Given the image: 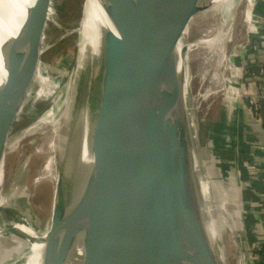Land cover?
Returning a JSON list of instances; mask_svg holds the SVG:
<instances>
[{
    "label": "water",
    "instance_id": "obj_1",
    "mask_svg": "<svg viewBox=\"0 0 264 264\" xmlns=\"http://www.w3.org/2000/svg\"><path fill=\"white\" fill-rule=\"evenodd\" d=\"M215 1L98 0L113 30L101 32L102 66L84 91L83 118L74 126L80 137L56 182L40 264H218L192 158L188 71L194 52L203 51L195 75L204 80L248 0L217 9ZM52 4L36 0L4 52L0 219L14 214L3 201L6 158L41 63ZM211 14L219 16L213 35L191 43L193 22ZM242 108L264 145V129Z\"/></svg>",
    "mask_w": 264,
    "mask_h": 264
},
{
    "label": "rangeland",
    "instance_id": "obj_2",
    "mask_svg": "<svg viewBox=\"0 0 264 264\" xmlns=\"http://www.w3.org/2000/svg\"><path fill=\"white\" fill-rule=\"evenodd\" d=\"M85 1L53 0V11L49 13L51 16L49 17L44 35L42 44L43 53L38 73L20 114L16 131L8 150L3 201L6 200L4 201L5 207L9 210H14V214L8 216L5 213L4 215L10 219L9 221L12 224L15 223L14 220H19V222L21 221L37 234V238L34 239L16 232V235L21 239L19 244L22 248L27 243L41 241L42 236L49 229L56 182L58 177L64 174V172L67 173L65 157V161L61 166L55 163L57 154L52 147L54 141L52 127L63 116L64 111L67 112L65 120L70 123V126H75L76 121L80 120L81 117L83 118L84 108L82 100L84 91L91 81L95 80L99 71V68L93 71V77L88 81L86 89L80 85V75L76 76L79 59L78 30L83 16ZM240 1L235 0L234 7ZM254 2L255 0H252L249 6L248 1L244 15L238 17L233 28L228 32L227 35L229 36L224 41L216 60L209 65V71L204 80L199 79L198 75H195L198 74L203 65L202 60L200 61L196 58L197 53L201 50L197 49L198 51L194 52L193 57L196 59L192 61L193 57L191 58L188 71L191 76L193 75L192 92L195 100L192 117L194 111L198 108L196 121L198 122V129L200 131L198 144L195 149V154L198 155L196 168L203 177L204 186L209 193L208 198H205L201 192L202 208L205 217L208 220H213L216 227L220 229L221 236L215 240V243L220 250L226 249L229 264H259L257 262L259 259L256 256L257 250L253 248L252 238L246 224L247 211L242 203V194L239 192L237 194L236 188H234V185L237 187L235 182L240 171L232 169L231 162H228L222 154V149L229 148L230 143L226 139L222 142L221 138H217V135H215L217 126L223 124V121L227 125V122H229L227 118L234 116V112L230 111L229 105L233 99L235 100V97L237 98V93L233 94L235 91L231 87H233V80L238 79V76L234 78L236 74L228 72L224 78L226 81L223 82L219 79L221 78L220 72L224 67L234 69L237 57L243 56L246 53L243 50V46L246 41L245 22L246 20L249 21L247 17H252L253 27L255 28L257 26L256 20L261 19L259 14L264 12V0H257L258 7L251 14L250 11L252 6H254ZM218 22V14H211L202 19H196L192 24L189 36L191 43H196L203 38V35L212 36ZM248 31L250 33L249 29ZM251 39L250 37V42ZM211 70L214 72L211 75L212 80L210 83L212 85L208 84L202 89ZM229 80H231L229 83L230 87L229 84H226ZM219 84L222 86V90L217 89ZM229 89L232 91L231 93H229ZM66 98H70L73 101L71 108ZM239 100L241 102L243 96ZM230 107L237 110L240 108L239 102L238 104L233 102ZM58 109H61V114L53 116L47 122L43 121L50 112ZM75 131H79L77 125L74 133ZM247 143L244 142V144ZM200 152L204 156H207V160L205 157L204 159L202 158ZM52 160L53 164H50V167L47 168ZM77 179L78 177L74 176V181H77ZM214 187H216L220 199V207L217 204L218 197L216 196ZM234 191L235 204L236 206L238 203L240 204L238 207L240 208L238 211L240 215L235 214L236 207L230 204L229 201ZM50 199L51 201H49ZM234 214L236 215V219L234 218ZM4 215L0 219V228L3 225ZM235 220L237 223H235ZM21 254L22 252L16 250L14 254H11L6 259L4 264H21Z\"/></svg>",
    "mask_w": 264,
    "mask_h": 264
},
{
    "label": "bare ground",
    "instance_id": "obj_3",
    "mask_svg": "<svg viewBox=\"0 0 264 264\" xmlns=\"http://www.w3.org/2000/svg\"><path fill=\"white\" fill-rule=\"evenodd\" d=\"M35 1L36 0H0V85L3 84L7 78V70H6V65L4 62V52H5V50H7L9 45H11V43L17 38V36H18V34H19V32H20V30H21V28H22V26L26 20L27 12L29 9H31L33 7V5L35 4ZM234 1L235 0H216L214 3L215 9H217L219 7V4L221 5L220 2H223L224 5H226V4H229L230 2H232V4H233ZM248 1H249V6H250L252 0H248ZM247 19H250V16H248ZM106 30H113V26H112L110 20L108 19L107 15L105 14L104 10L102 9L98 0H86L85 4H84V8H83V16H82V20L80 23V28L78 30V32H79V59H78L77 74H76L77 77L80 75V78H81L80 85L85 87L84 89H86V86L88 85V81L93 77V74H92L93 71L97 68H101V66H102V61H101V57L99 54V46H100V42H101V32L106 31ZM227 36H229V35H227ZM180 67L181 68L183 67V61L180 62ZM235 67L237 68L236 63H235ZM221 68H223V67H221ZM228 72L233 73V69H230L228 67H226V68L224 67L222 69V71L220 72L221 78H219V79H221V81L225 82L226 80L224 78L226 77ZM213 74H214V72H213V70H211L209 73L208 79L204 83V86L202 87V89H204L208 84L212 85V83H210V82L212 80L211 75H213ZM234 78H237V76ZM229 82H231V81L230 80L227 81L226 84H229ZM217 89L222 90V86L219 84ZM206 93H207V91H206ZM66 101L68 102L69 107L71 108V104L73 103V101L70 100V98H66ZM197 112H198V108H196V110L194 111V114H193V117H192V120L190 123L192 158H193V163L195 165L194 168L196 169V174L198 176L197 181H198V184L200 187V191L202 192V194L206 198L209 193L206 190V187L204 186L203 177L199 174V171H197V168H196L198 155L195 154V149H196V146L198 144V138H199V132H200L198 129V122L196 121V113ZM66 113L67 112L64 111L63 116H61V118L58 120V122H56L52 127V133L54 135V141H53L52 147L57 154V156H56L57 159L55 160L56 165L61 166L65 161L64 160V157H65L66 158V167L69 169L71 159L74 155V150H76L75 148H76L77 143H78L77 140L79 139L80 136H79V131L78 132L75 131V133H74V126H72V125L70 126V123H68L67 120H65V117L67 115ZM57 114H61V109H58L54 112H50L43 121L47 122L50 118H52L53 116H55ZM197 118H199V117H197ZM87 130H88V128L86 126L84 139H83L84 145H83V152H82L83 161L86 163L89 162L88 142L86 140ZM47 133H50V132H47ZM39 136H41V135H39ZM46 136H48V135H46ZM25 139H26V137H25ZM37 145H38V143H37ZM53 155H54V153H53ZM201 155H202L203 159L205 157V159L207 160V156H204L203 153H201ZM50 164H53V160L50 161L47 168L50 167ZM42 166H44V165H42ZM0 183H1V177H0ZM234 188H236V191L238 194V188L235 187V185H234ZM214 189L216 192V196L218 197L216 187H214ZM37 192H39V191H37ZM233 193L234 194H232L229 201H230V204H232L236 207V213L235 214L240 215L238 212L240 210V208H238L240 206V204L238 203V205L236 206V204H235V191ZM4 201H6V200H4ZM49 201H51V199ZM37 202H39V201H37ZM217 204L219 207L221 206L219 197L217 199ZM225 205H226V203H225ZM4 206H6L5 203H4ZM41 208H43V207H41ZM235 214H234V218L236 217ZM9 220L10 219L6 215H4L3 225L0 229V245L1 246L3 245V247L0 246L1 247L0 248V264H4L6 259L11 254H14L16 252V250H18L19 252H22V254L20 256V260H22L21 264H40L42 254H43V251L45 249V242L43 240L46 237L48 230L42 236L41 241L34 242V243H27L24 246V248H25L24 249L19 244L21 242L20 241L21 239L16 235V232H18L20 235L27 236V237L29 236V237L34 238V239L37 238L36 232L34 230H32L31 228L27 227L26 225L14 226L11 223V221H9ZM235 223H237L236 220H235ZM207 225H208V231H209L211 241L217 240L221 236L220 229L216 227V225L214 224V221L211 219L209 220V222H207ZM14 228H15L16 232L13 231ZM226 252H227L226 249H224L222 251L219 248L217 251H215V255L217 257L218 264H229L228 260H227ZM76 257L79 259V257H80L79 254H77Z\"/></svg>",
    "mask_w": 264,
    "mask_h": 264
},
{
    "label": "crops",
    "instance_id": "obj_4",
    "mask_svg": "<svg viewBox=\"0 0 264 264\" xmlns=\"http://www.w3.org/2000/svg\"><path fill=\"white\" fill-rule=\"evenodd\" d=\"M256 7H258L257 0L252 6L251 14H253ZM259 16H261L262 27L260 32L264 35V12L260 13ZM251 18L245 22L246 41L243 46L244 52L248 49L250 41L248 39L250 37L252 39L256 38L255 35L250 36L248 31L249 28L250 32L254 31L253 19ZM235 63L237 67L239 66L238 68L255 64L264 65V44L258 52H250L247 55L237 57ZM235 76L239 77V72ZM233 81L237 82L238 79ZM236 99L235 97L230 105L233 102H236V104L239 102L240 108L237 110L231 109L229 105L230 111L234 112V116H228L229 122H227V125L224 121L223 124H219L215 130V135H217V138H221L222 142L226 139L230 143L229 148L222 149V154L228 162H231L232 169L240 171L239 178L237 177L235 183L238 192L242 194V203L247 211L246 224L252 238L253 248L257 250L256 256L259 259L257 262L264 264V145L253 130L251 122L246 120L242 102ZM244 142L248 143L244 144Z\"/></svg>",
    "mask_w": 264,
    "mask_h": 264
},
{
    "label": "built area",
    "instance_id": "obj_5",
    "mask_svg": "<svg viewBox=\"0 0 264 264\" xmlns=\"http://www.w3.org/2000/svg\"><path fill=\"white\" fill-rule=\"evenodd\" d=\"M256 22L257 26L250 34L251 36L255 35L257 39L254 38L251 39V42L249 41L245 55L250 52H258L264 44V35L260 32L262 28L261 19H257ZM244 67H235L233 69V73L236 74L238 71L241 73L238 77V81L234 82L231 88L235 91L233 94L237 93V99L243 96V100H241L242 106L264 129V65L255 64ZM230 86L229 84V87ZM231 92L232 91L229 89V93Z\"/></svg>",
    "mask_w": 264,
    "mask_h": 264
}]
</instances>
